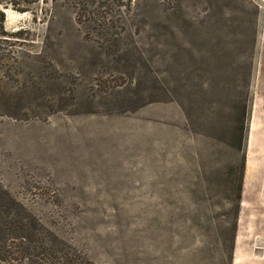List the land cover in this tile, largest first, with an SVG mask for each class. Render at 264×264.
Wrapping results in <instances>:
<instances>
[{"label":"rangeland","instance_id":"1","mask_svg":"<svg viewBox=\"0 0 264 264\" xmlns=\"http://www.w3.org/2000/svg\"><path fill=\"white\" fill-rule=\"evenodd\" d=\"M0 189L92 264H232L242 192L264 236V0H0Z\"/></svg>","mask_w":264,"mask_h":264},{"label":"trees","instance_id":"2","mask_svg":"<svg viewBox=\"0 0 264 264\" xmlns=\"http://www.w3.org/2000/svg\"><path fill=\"white\" fill-rule=\"evenodd\" d=\"M76 1V0H74ZM103 1V0H100ZM84 5H88L89 9L81 8V3L74 4V18L78 24H85L87 22L97 23L98 26L106 28L108 23L103 19L93 20L94 16L102 13L100 2L96 5H90L88 1H83ZM82 2V4H83ZM126 5L128 8V5ZM103 9H108L104 6ZM18 12H26L20 9ZM52 20V19H50ZM241 179V178H240ZM241 185L238 186L236 193L237 201L239 203V192ZM239 205V204H238ZM236 209V206H234ZM237 210V209H236ZM29 230L30 235L22 238L19 232ZM0 233L1 240L0 250H3L4 258L8 261L24 262V264H92L83 259L75 251L63 241L59 240L52 232L37 227L33 218L11 200L9 195L0 189ZM12 243L13 248L11 246ZM8 247V248H7ZM7 248V249H6ZM5 253L7 256H5ZM3 258V261H4ZM13 261V262H14Z\"/></svg>","mask_w":264,"mask_h":264},{"label":"crops","instance_id":"3","mask_svg":"<svg viewBox=\"0 0 264 264\" xmlns=\"http://www.w3.org/2000/svg\"><path fill=\"white\" fill-rule=\"evenodd\" d=\"M256 194H260L257 192ZM247 193L242 192L241 197V213L239 215V220L237 223V233L235 236V243L233 248V261L232 264H264V236L260 238H255L256 235H253L254 241H248L251 239L249 235L244 230V221H243V209L250 205L248 199L245 197ZM254 231V230H253ZM255 233L259 234L258 232L254 231ZM253 246H257L254 248Z\"/></svg>","mask_w":264,"mask_h":264}]
</instances>
